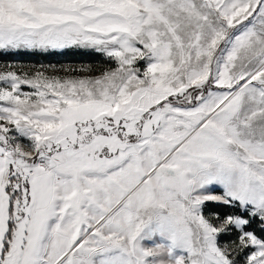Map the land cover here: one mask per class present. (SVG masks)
Returning <instances> with one entry per match:
<instances>
[{"label":"snow or ice","instance_id":"6c2138e0","mask_svg":"<svg viewBox=\"0 0 264 264\" xmlns=\"http://www.w3.org/2000/svg\"><path fill=\"white\" fill-rule=\"evenodd\" d=\"M0 264H264V0H0Z\"/></svg>","mask_w":264,"mask_h":264},{"label":"trees","instance_id":"16d2710c","mask_svg":"<svg viewBox=\"0 0 264 264\" xmlns=\"http://www.w3.org/2000/svg\"><path fill=\"white\" fill-rule=\"evenodd\" d=\"M12 61L34 63H58V62H74V63H90L101 64L102 58L97 54H92L86 50H68L63 54L60 53H22L19 55L0 56V62L8 63Z\"/></svg>","mask_w":264,"mask_h":264},{"label":"rangeland","instance_id":"374dc122","mask_svg":"<svg viewBox=\"0 0 264 264\" xmlns=\"http://www.w3.org/2000/svg\"><path fill=\"white\" fill-rule=\"evenodd\" d=\"M4 64H16V65H22L24 66L25 70H33L32 66H37L39 67L40 65H44V66H55L57 68H62V67H66V66H72V67H77V66H82V65H93V66H99L100 64H90V63H74V62H48V63H32V64H28L26 62H20V61H12V62H8V63H3L0 62V66H3Z\"/></svg>","mask_w":264,"mask_h":264}]
</instances>
